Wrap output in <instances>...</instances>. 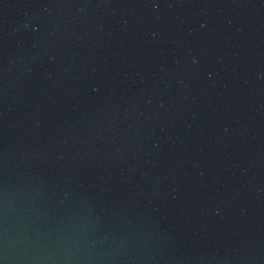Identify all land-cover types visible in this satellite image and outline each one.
I'll return each instance as SVG.
<instances>
[{
  "label": "water",
  "instance_id": "water-1",
  "mask_svg": "<svg viewBox=\"0 0 264 264\" xmlns=\"http://www.w3.org/2000/svg\"><path fill=\"white\" fill-rule=\"evenodd\" d=\"M0 264H264V0H0Z\"/></svg>",
  "mask_w": 264,
  "mask_h": 264
}]
</instances>
